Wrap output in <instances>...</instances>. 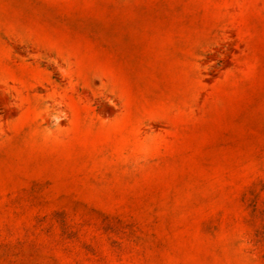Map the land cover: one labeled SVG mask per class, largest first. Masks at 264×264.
<instances>
[{
    "label": "rangeland",
    "instance_id": "obj_1",
    "mask_svg": "<svg viewBox=\"0 0 264 264\" xmlns=\"http://www.w3.org/2000/svg\"><path fill=\"white\" fill-rule=\"evenodd\" d=\"M0 264H264V0H0Z\"/></svg>",
    "mask_w": 264,
    "mask_h": 264
}]
</instances>
